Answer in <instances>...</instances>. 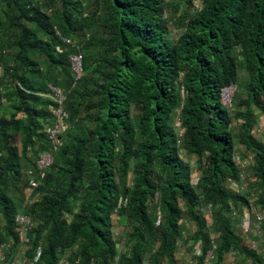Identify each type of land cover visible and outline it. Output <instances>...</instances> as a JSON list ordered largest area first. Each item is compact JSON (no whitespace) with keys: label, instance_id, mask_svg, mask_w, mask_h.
Segmentation results:
<instances>
[{"label":"trees","instance_id":"trees-1","mask_svg":"<svg viewBox=\"0 0 264 264\" xmlns=\"http://www.w3.org/2000/svg\"><path fill=\"white\" fill-rule=\"evenodd\" d=\"M184 2L201 8L185 13L172 41L165 0H94L96 12L82 0H0V246L12 241L17 251V217L26 214L35 221L28 255L42 247L39 264H57L64 252L70 264H110L118 210L131 225L121 264H144L151 243L153 264H179L184 219L197 227L203 264L212 236L202 208L211 205L219 263L236 252L264 264L229 214L249 208L250 189L236 194L230 183L241 182L236 155L250 154L245 172L264 212V143L255 138L264 129L253 111L264 115V0ZM55 28L81 49L75 86L69 56L77 51L58 52ZM242 68L246 96L237 87L231 112L221 95ZM50 85L67 93L59 149L45 133L57 106ZM45 151L54 160L42 176ZM182 153L197 159V184ZM31 178L38 187L25 206Z\"/></svg>","mask_w":264,"mask_h":264},{"label":"built area","instance_id":"built-area-1","mask_svg":"<svg viewBox=\"0 0 264 264\" xmlns=\"http://www.w3.org/2000/svg\"><path fill=\"white\" fill-rule=\"evenodd\" d=\"M57 36L61 40V45L58 46V52H68L70 49H75L77 53H72L69 56V60L71 63V67L74 73V86L78 81H80L84 75L83 68V56L81 54L80 47L74 42L71 38L62 36L61 32L55 28ZM73 86V87H74ZM50 89L52 90L54 99L57 103V106L52 108V114L54 116V124L52 126H48L45 129V133L47 138L51 142L54 149H59L63 146V142L66 136V131L68 129V114L65 109V102L67 99V93L60 88L54 87L50 85ZM237 90L236 84H231L226 87L222 91V103L228 109L232 110L233 100ZM258 130H262L261 125L258 126ZM54 156L50 151H45L40 155V158L37 162V168L41 175L45 174V171L50 168L53 164ZM236 162L240 165V184H235L234 181H231V189L236 194H244L249 189V184L247 183L248 174L245 172V169L251 167L254 162V156L252 154L247 155L246 158H242L240 155H236ZM197 180H199L198 174H196ZM197 183V182H196ZM38 187V182L31 178L28 188H27V202L25 206H29L33 203V191ZM256 199L251 198L249 208L246 207L244 209L237 210L234 206L230 208V216L239 219V233L243 240L248 239L253 229L257 228L259 230H263L264 228V217L261 215L260 211L256 207ZM127 201L121 203V206H126ZM202 213L208 223V226H211L213 223L214 210L211 205H205L202 208ZM119 211L116 210L114 213V217L116 219L115 224L112 228V233L116 241V249L117 254L114 260L110 264H121L122 256L125 254L124 244L121 241V237L126 231V227L117 219L119 217ZM162 222L161 213H158L156 225L159 226ZM184 221H182L183 224ZM18 223V237L20 239V244L17 251L11 253L12 241L6 242L0 246V264H39L42 256V247H39L32 257H29L28 251L31 245V239L29 237L30 231L35 226V221L32 217L26 214H20L17 217ZM188 236L183 231L182 233V241H186ZM180 242H178L179 245ZM211 250L206 254L203 264H220L218 261V256L216 253V236H212L211 238ZM194 251L193 256L200 257L202 255V244L197 241L194 243ZM189 246V244H188ZM248 246L254 250H261L264 252L262 248V244L257 242L256 240H250ZM158 249V245L155 244L153 248H149V251L145 255L144 264H153L152 256L156 253ZM231 257L230 264H241L238 261V255L236 252L229 253ZM177 257V254H176ZM193 263V260L191 261ZM190 262V264H192ZM57 264H70L69 261V253L64 252L61 254L60 259Z\"/></svg>","mask_w":264,"mask_h":264},{"label":"rangeland","instance_id":"rangeland-1","mask_svg":"<svg viewBox=\"0 0 264 264\" xmlns=\"http://www.w3.org/2000/svg\"><path fill=\"white\" fill-rule=\"evenodd\" d=\"M165 1L168 3L166 18L168 20L169 27L171 30V39H172V41H176L177 38L180 36V34L183 31L182 30L183 29L182 28V18L185 15V13L189 10H191V12L197 11L198 9L201 8V4L196 3V6H194L193 9H191L185 4L184 0H165ZM82 2L86 5L88 11L93 10V12H96L95 7H94V0H82ZM87 14H89V13H87ZM79 42H81V41H79ZM0 73H1V69H0ZM248 80H249L248 74L246 73L245 69L242 68L240 70V78H239V81L237 83V87H238L237 93L240 94L241 96H244V97L246 96V88H247ZM234 105L235 104L233 103V106ZM232 108L234 109V107H232ZM230 111L232 112V110H230ZM253 111H254L255 118L257 119V121L260 122V124L264 126V115H262V113L257 108H254ZM263 126H262V129H264ZM255 138L259 142L264 143V133H262V134L257 133ZM15 145L18 146L20 149L22 148V141L20 138L15 142ZM238 152L243 155L244 151L242 150L241 147L238 146ZM182 155H183V158L186 159L191 164L192 170H193V175H194L193 176L194 177L193 183L197 184L196 183V182H198V180L196 178V176H197L196 174L198 172L197 159L196 158L194 159L191 156H187L185 153H182ZM248 174L249 175H248L247 183L249 184V189H250V195L249 196L251 198L256 199L255 204H256V207L258 208V210L260 211V208L258 205V198L260 195V191L255 186V183L253 181V174H251L250 170H249ZM129 183H131L130 180H129ZM260 213H261V215L263 214L262 216L264 217V212L260 211ZM119 221L122 222V224L124 223L126 225L125 226L126 231L122 235L121 241L124 244V249H125L124 255L129 256L131 253V245L127 244L128 243L127 237L131 231V225L129 224L127 217L125 215L122 216V218H120ZM236 226H237V222H236ZM238 226H239V224H238ZM212 228H213V225L209 226V229H211V236H216V238H217L218 234ZM182 229L186 233L188 238L186 241L185 240L181 241L179 243V245H177V251H176L177 257H175V258L178 259L177 262L179 264H190V262L192 260H193V263L191 262L192 264H197L199 262V260H198L199 257L193 256V251H194V246H195L193 240L196 236L197 227H196L195 223H193L191 220L184 219ZM250 240H256L257 242L262 244V248L264 249V228H263V230H259L257 228L253 229L249 238L244 240L245 245H248ZM188 244H189V246H188ZM154 246H155V244L151 243L148 245V248H153ZM238 261L241 264H252V262L250 260H243V258L240 256H238ZM164 262L167 264H173L169 260L168 261L166 260ZM230 262H231V257L229 254H227L225 256L222 264H230Z\"/></svg>","mask_w":264,"mask_h":264}]
</instances>
